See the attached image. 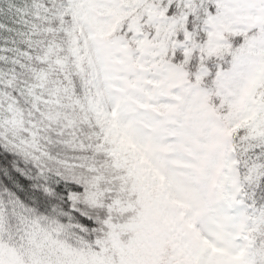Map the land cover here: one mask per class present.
Instances as JSON below:
<instances>
[{"label": "snow or ice", "instance_id": "6c2138e0", "mask_svg": "<svg viewBox=\"0 0 264 264\" xmlns=\"http://www.w3.org/2000/svg\"><path fill=\"white\" fill-rule=\"evenodd\" d=\"M0 264H264V0H0Z\"/></svg>", "mask_w": 264, "mask_h": 264}]
</instances>
